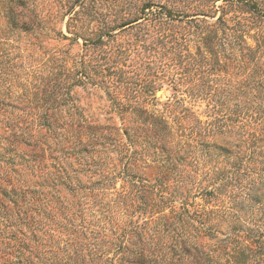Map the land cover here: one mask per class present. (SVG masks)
<instances>
[{"label": "trees", "instance_id": "obj_1", "mask_svg": "<svg viewBox=\"0 0 264 264\" xmlns=\"http://www.w3.org/2000/svg\"><path fill=\"white\" fill-rule=\"evenodd\" d=\"M77 3L42 87L0 56V264H264V0Z\"/></svg>", "mask_w": 264, "mask_h": 264}, {"label": "rangeland", "instance_id": "obj_2", "mask_svg": "<svg viewBox=\"0 0 264 264\" xmlns=\"http://www.w3.org/2000/svg\"><path fill=\"white\" fill-rule=\"evenodd\" d=\"M74 2V0H70ZM79 11L78 18H114L124 5L130 0H75ZM65 0H0V56L3 63L26 66L18 71L20 83L29 81V92L33 87H42L45 73L39 71V64L45 62L46 53L51 50H70L73 55L80 54L83 49V40L70 42L61 38L71 34L67 31V23L71 16L67 15L69 6L65 7ZM70 4V3H69ZM83 5L84 7H80ZM241 18H248V13L240 11ZM53 29L55 33L49 31ZM72 43V44H71ZM47 51V52H46ZM2 63V64H3ZM29 67V69L27 68ZM7 82L2 79V87ZM160 84V82H159ZM160 90L156 92L159 102L158 109L164 111L166 103L173 101L175 92L167 83H161ZM20 92L21 89H19ZM83 88L74 90L79 104L87 113L99 115L104 120L106 102L95 94ZM189 101L188 99H186ZM189 105V104H187ZM194 110L206 120L205 105L198 103ZM204 186V181L198 178ZM120 185V184H119ZM196 204L204 205L202 199H196Z\"/></svg>", "mask_w": 264, "mask_h": 264}]
</instances>
